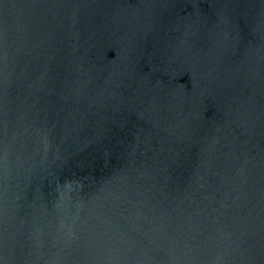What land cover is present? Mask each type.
I'll list each match as a JSON object with an SVG mask.
<instances>
[{
  "label": "water",
  "instance_id": "95a60500",
  "mask_svg": "<svg viewBox=\"0 0 264 264\" xmlns=\"http://www.w3.org/2000/svg\"><path fill=\"white\" fill-rule=\"evenodd\" d=\"M0 264H264V0H0Z\"/></svg>",
  "mask_w": 264,
  "mask_h": 264
}]
</instances>
